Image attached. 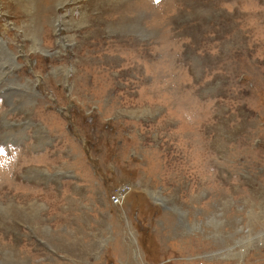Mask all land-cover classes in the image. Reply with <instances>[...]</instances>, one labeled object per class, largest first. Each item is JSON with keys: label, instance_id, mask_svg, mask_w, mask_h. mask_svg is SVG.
Instances as JSON below:
<instances>
[{"label": "rangeland", "instance_id": "1", "mask_svg": "<svg viewBox=\"0 0 264 264\" xmlns=\"http://www.w3.org/2000/svg\"><path fill=\"white\" fill-rule=\"evenodd\" d=\"M25 1L0 264H264V0Z\"/></svg>", "mask_w": 264, "mask_h": 264}, {"label": "bare ground", "instance_id": "2", "mask_svg": "<svg viewBox=\"0 0 264 264\" xmlns=\"http://www.w3.org/2000/svg\"><path fill=\"white\" fill-rule=\"evenodd\" d=\"M37 1H38V0H26L25 2H26L28 5H30V6H32V5L35 6V5H38V4H37ZM60 1H61V0H59V2H60ZM34 6H33V7H34ZM137 23H138V22H137ZM134 26H135V25H134V23H133V27H134ZM140 29L142 30V26L140 27ZM143 29H144V28H143ZM136 30H137V29H136ZM143 31H144V30H143ZM1 39H2V38L0 37V40H1ZM2 47H3V46H2ZM11 55H13L12 52H11ZM13 56H14V55H13ZM83 70H84V69H83Z\"/></svg>", "mask_w": 264, "mask_h": 264}]
</instances>
